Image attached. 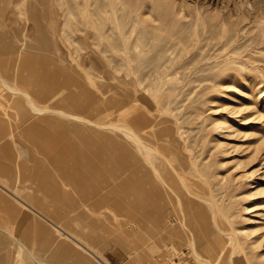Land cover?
<instances>
[{
    "label": "rangeland",
    "instance_id": "obj_1",
    "mask_svg": "<svg viewBox=\"0 0 264 264\" xmlns=\"http://www.w3.org/2000/svg\"><path fill=\"white\" fill-rule=\"evenodd\" d=\"M0 72L93 121L37 114L0 81V264H264V0H0ZM130 94L173 128L171 161L212 206L178 178L142 187L137 208L98 125Z\"/></svg>",
    "mask_w": 264,
    "mask_h": 264
},
{
    "label": "bare ground",
    "instance_id": "obj_2",
    "mask_svg": "<svg viewBox=\"0 0 264 264\" xmlns=\"http://www.w3.org/2000/svg\"><path fill=\"white\" fill-rule=\"evenodd\" d=\"M0 81L3 83V84L1 83L2 86H4L6 89L11 90L14 93L20 92L24 96V98L27 100V103L30 105V107L34 111H36V113L37 112L43 113V112L53 111V113L57 112V113L61 114L62 116H67L71 119L72 118L81 119V120L84 119L83 117L81 118L80 115L70 114L64 110L54 109V108L51 109L48 106H40L34 100V98L32 97L31 93L28 90H26L24 88L17 87L14 84H12L10 81H8L1 74V72H0ZM129 96H131V97L128 99L127 104H125V102L123 101V99L121 97L118 99V102H117L118 110L115 111L117 113V117H116L115 121H113L111 124H98V125L100 127L107 125L106 128H108V127L113 128L115 134L109 135L108 139H109V144H111V146H115V148L113 150L114 157H116L122 163H126V157L128 158L127 162H128V167L130 168L129 172H131L133 174L132 175L133 179L131 178L133 180V184H132L133 187L132 188H134L133 194L135 196V199L134 198L133 199L136 200L137 208L142 206L141 205L142 202L140 201L139 196L141 195L143 189H149L151 186L152 187L159 186V189L163 188V189H167L168 191H171V192H176L177 190L175 191V189H176L175 187H177V186H175L174 180L178 179V178L181 179L183 187H185L186 189H188L189 191H192L194 193L192 195H194V196L196 195V197L204 200V202L207 201V204H208V201H210V200H208V198L205 197L204 194L208 193L207 191L209 189V186L202 183L201 181H198L197 178L199 177V174L190 165V163L188 162V159L186 157L180 155V157H178L179 160L176 163L171 161L172 156L176 157L179 155L176 152V148H175V145L177 144V142H176L177 138L174 134L173 128L171 129L168 126L163 128V129L158 128V125L162 122H159L157 120V118H156L157 116H155L154 113L151 112L152 108H150V107H148L146 110H144L142 112L135 113L134 111L137 107L136 103H138L139 98L134 97L132 94H130ZM15 104H17V103H15ZM30 112H31V110H30ZM85 121L93 122L91 119H86ZM76 126H77V124H76ZM113 138L116 139V144L112 143ZM102 145H104V144H102ZM102 148H105V146ZM106 149H107V147H106ZM165 151H168V153ZM106 152H107V150H106ZM175 160H177V159H175ZM103 162L105 163V160L102 161V163ZM107 163H109V162L107 161ZM109 164L107 165V167H109L111 165V164L110 165ZM116 166H118V165H116ZM121 166H122V170L125 169V167L123 168V164H121ZM121 166H120V168H121ZM113 168H115V165H114V167H112V169ZM115 169H113V170H115ZM188 174L195 176L194 181L199 182L200 190H197V189L194 190V186L190 182L185 181V179H186L185 176H188ZM115 175H117V174H115ZM126 176L128 177L129 175H126ZM103 177H102V179H103ZM106 179H107V177H106ZM123 180H125V178ZM123 182L124 181L120 180V183H123ZM1 184H3V183H1ZM2 186L4 187V185H2ZM141 188H142V190H141ZM6 189L9 190L8 188H6ZM162 192H163V190H162ZM12 193L15 194L14 192H12ZM129 194H131V193L129 192ZM151 194H154L153 190H151ZM189 194H190V192H189ZM19 200L26 204V205L24 204V206L28 207L31 210H35L37 215L40 217V218H35V221H37L38 226L43 227V228L46 227V222H44V221L50 220L47 216L50 213L49 211H47V208H44V205H38V206H36L38 209H35L33 205L27 203L22 198H19ZM0 201H1L0 202L1 206H4V207L8 206L7 201H9V200L3 194H0ZM4 202H6V203L4 204ZM131 204H133V202ZM164 205H165V203H164ZM210 205L212 206L213 202ZM182 206H183V204H182ZM147 217H144V218H147ZM154 220L155 219H151V222H155ZM51 222H52V220H51ZM57 229H60V227L58 225H57ZM189 231H190V229H189ZM242 231L246 232V229H244ZM67 235L70 236L71 239L73 238V240H76V242H78L79 246L82 245V246H84V248H87L85 246L86 244H84L78 238H76V237H74L68 233H67ZM190 236L193 239L192 245L196 249L197 257H199L203 261L210 262L209 259H207L206 257H204L203 255H201L199 253L197 244L195 242L194 233L191 231H190ZM229 236H232L234 238L236 236V234H235V232H229ZM232 237H230V238H232ZM20 245L22 246V248H24V246H25L23 243H20ZM3 257H4L3 254H1V258H3ZM101 262L103 264H107L104 260H101Z\"/></svg>",
    "mask_w": 264,
    "mask_h": 264
}]
</instances>
